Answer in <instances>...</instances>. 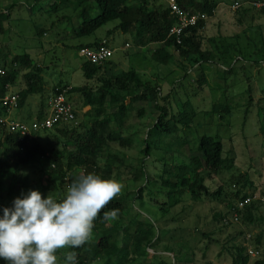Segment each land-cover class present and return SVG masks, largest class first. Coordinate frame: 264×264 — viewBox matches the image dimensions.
<instances>
[{
  "label": "trees",
  "instance_id": "1",
  "mask_svg": "<svg viewBox=\"0 0 264 264\" xmlns=\"http://www.w3.org/2000/svg\"><path fill=\"white\" fill-rule=\"evenodd\" d=\"M245 1L234 0V3L244 4ZM258 1L264 2V0ZM129 2L130 0H65L63 4L66 9L72 8L76 12L80 8H83L79 16H77V27L73 26L71 28L70 37L76 39L89 37L108 24L116 22L114 26L105 32L104 38L107 35L109 37L107 38L108 40L113 39L117 32H121L122 34L133 33L137 39L136 45L139 48L149 46L150 44L162 45L152 54L153 60L162 65L170 63L171 54L169 51L172 49L184 60L189 59V57L197 58L198 65L202 67L222 59V56L230 50L229 48H232L238 54L237 57L230 59L233 61L230 70L236 68L233 64L239 60L244 62V64L248 61V55H244L241 52L242 50L238 49L241 36L236 34L229 38L223 36L221 31L224 26L230 23L227 20L225 21L227 17L225 18L223 15L224 12H231L234 19L231 24H233L234 30H239L241 27L246 26V16L256 9L253 6H248L250 8L242 6L234 10L227 5L223 9L220 19L217 20V18H214L218 13L219 0H176L178 6L181 8L206 16V19L199 21L196 26L187 29L182 36L181 43L178 44L176 38L170 36V29L176 24L177 20L170 11L169 1L166 7L160 6L158 8H151L149 0H135L134 4ZM260 11L264 13V7ZM93 14L94 16L92 17L91 15ZM68 21L71 23L70 18H68ZM55 26L56 24L53 22V27ZM214 27L217 30L213 32L212 28ZM46 34V28L42 27L37 31V35L40 38ZM230 39L233 42L229 41ZM204 42H207L206 45H204ZM103 45L110 48V42L108 43L105 39L101 38L86 44H79L75 48L78 53L84 48L96 50ZM126 45L128 46V44ZM124 53L126 56H129L128 52ZM12 59L10 54H5L4 50L0 49V69L7 70L5 75H0V119L10 118L14 111H19V116H23L21 117L23 120L19 118L10 119L28 125L46 119L50 110V100L44 101L46 83L42 75V67L34 63L31 56L27 53L15 56ZM262 63L264 64V50L261 61H249V66L259 67ZM251 64L254 65L251 66ZM108 65L114 66L111 58L103 64H93L85 61L81 68L83 76L87 80L86 85L71 86L68 83L60 82L54 87L53 97L65 91L67 101L72 104L73 109L81 111L82 109L90 108L85 114L89 118L88 122L58 123L52 129L38 131L33 137L24 140H21L20 134L11 133L5 126L0 125L1 202H4L6 199H10L12 202L15 195L28 193V179L22 168L38 165L44 158L47 159L50 168L53 169V182L66 180L68 175L66 170L72 171L77 169L82 170L83 173H95L102 179L114 178L115 174L121 170L120 168L117 169L114 165V160L118 159L109 155L110 158H107L104 168L99 166V159L104 157L105 149L110 145L118 144L129 148L133 146V142L131 139L125 138L122 132L118 133L112 130L111 125L113 122H117L122 126L124 120L127 118V114L130 112L129 106L132 105L131 103L139 100L145 101L146 94H148L153 102L157 103L155 108L158 110V116L153 126L149 127L146 139L143 141L144 148L142 149V154L145 159L153 152V148L150 145H145L150 137H157L159 143L161 140L168 141L167 138L173 139L181 130L186 135L187 130L191 128L200 129V120L197 118V113H188V110L193 108L190 101L185 103L180 113L169 115L167 106L161 105L158 102L161 99L166 100L168 97L162 96L160 86L144 81L142 76L133 70L123 71L117 75L110 74L107 70H104ZM19 66H25V69L32 68V70L24 75L26 88L16 93L11 90V87L17 82L19 75L17 68ZM108 70L110 69L108 68ZM246 82L253 85V78H248ZM207 85V75L202 73L197 80L196 91H193V96L198 97L204 93ZM132 90H134L133 92H140L142 90V92L128 97L129 104L123 93L129 95ZM8 94H17L19 96L18 107L15 110L10 111L1 105V101ZM37 95L42 98L38 113L30 112L25 114L23 110L28 99ZM248 95L249 105L246 108V115L255 106L254 94H251V88L248 89ZM76 97H78L77 100L75 99ZM107 104L117 106L118 110L112 114H107L105 109ZM260 112L263 113L261 110ZM74 113L75 120H77L79 113L76 110H74ZM218 114L222 118L229 116L231 114L230 108L222 104H213L212 110L208 112V115ZM28 119L31 121L28 122ZM243 126L245 127V124ZM262 131H264V128H262ZM41 132H47V136L51 137V139L53 138L54 141H58L63 146V151L49 154L37 141V137L40 136ZM47 143L50 145L49 141ZM186 143L187 140L183 141V143L181 142L179 145L184 146ZM156 149H160V147ZM232 152L233 149L228 153L226 152L223 141L221 142L219 139L203 134L196 148V155L191 157L188 162L176 157L172 158L170 169L166 168L168 161L164 162V169L155 171L154 175L142 166L144 174L141 180L144 185L138 187L134 192H128L127 195L134 194L138 199H142L143 201L145 198H150V200L154 201L153 197L155 198L156 196H159V199L166 197L167 202H156L157 205L166 206L160 209L163 212H168L169 208L173 209L181 203H185L184 199L187 196L190 197L193 204L199 205H204L207 202H224L229 199L223 187L224 185L217 183L214 185L215 188H213L210 184L217 176L219 177V175L225 172H232L234 170L236 167V156ZM160 160L164 159L161 158ZM133 178L137 182L138 178ZM73 180V177L70 176L71 183ZM151 184H156L159 187L157 192L151 190ZM146 190H148V197H144ZM234 194L235 198L227 201V204L230 205L228 215H224L223 213H216L214 215L213 231H205L203 229L200 231L197 229L195 232L188 233L185 229L187 235L184 236V239L182 236H179L177 242L176 240H172L170 233L173 232L171 230L159 228L148 218L144 222L133 221L127 225L125 224L120 231L118 229L109 230L108 225L110 220L104 219L103 212L118 209L117 219L120 220L124 219L126 212V197L124 199H114L94 222L93 237L90 241L80 248L69 249L68 251L76 252L77 264H91L101 260L103 256L108 259L105 264H111L110 260L117 258L119 254H122L119 262L112 264H133L138 258H145L149 250L155 248L157 245L159 247L161 242L168 243V241L162 240L160 237V234L168 233L171 237V242L177 244L179 247L177 250L180 256L184 255V258L176 256L177 263L194 264L196 251L204 245V241H208V244L205 245V249L203 250H208L213 244L222 246L218 242L217 236L222 234L225 228L234 223L233 219H235V215L239 216V218L242 217L247 226L256 224L252 214L258 210V206H256L254 201L245 204L242 208L240 207L241 203L254 196L246 193L244 188H239ZM53 198L59 199L58 197ZM12 204L10 207H12ZM185 209H187L186 205L183 211ZM180 216L182 217V212L173 219V222ZM176 231L174 233L180 235L184 232V230L180 233L178 232L179 230ZM262 234L256 238L258 246L255 252H258V255L255 258L249 254V249L243 245L233 243L227 247L225 252L230 256L231 264H250L251 259H256L254 264H264V257L258 259L260 256L259 247L262 245ZM120 240L121 246L119 247L118 242ZM234 240L236 241V239ZM164 248L175 255L168 244ZM59 254L60 251L57 255ZM63 259L65 264V257ZM0 264H5V262L0 260ZM159 264L164 263L160 262Z\"/></svg>",
  "mask_w": 264,
  "mask_h": 264
},
{
  "label": "rangeland",
  "instance_id": "2",
  "mask_svg": "<svg viewBox=\"0 0 264 264\" xmlns=\"http://www.w3.org/2000/svg\"><path fill=\"white\" fill-rule=\"evenodd\" d=\"M64 1L0 0V49H3L5 54H10L11 59L27 53L31 56L34 63L42 67V75L46 83L45 102L53 97L54 87L60 82L68 83L71 86L86 85L87 80L84 78L81 68L86 60L78 56L75 47L79 44H86L101 38L105 39L108 43L110 42L109 46L113 50L111 61H113L114 66H104V70L116 75L128 70L139 73L144 81L160 86L163 97L168 96L166 100L161 99L158 102L161 105L167 106L169 115H177L183 110L185 103L190 101L193 108H190L188 113H197V118L200 120V129L191 128L187 130L186 135L181 130L173 139L167 138L168 141L161 140L159 143L157 137H150L145 145H150L153 148V152L146 159L142 154V149L144 148L143 141L146 139L149 127L153 126L158 116V110L155 108L157 103L153 102L148 94H146L145 101L139 100L131 103L132 105L129 106L130 112L127 114V118L124 120L122 126L117 122L112 123V130L118 133L122 132L125 138L131 139L133 146L126 148L118 144H112L105 149L104 157L99 159V166L101 168L105 167L107 158H110L109 155L118 159L114 160V165L117 169L120 168L121 170L112 179L120 181L124 186L120 196L117 198L124 199L126 197L124 219L120 220L116 218L115 220H110L108 229L111 231L118 229L120 231L125 224L127 225L133 221L144 222L148 218L159 228L171 230L173 232L170 233L172 240H176L177 242L179 236H182L184 239V236L187 235L185 229L188 233L195 232L197 229L200 231L201 229L213 231L214 215L216 213L228 215L230 205L227 204V201L235 198L234 193L239 188H244L246 193L254 196L252 201L258 206V210L252 214L256 224L247 226L242 217L239 218V216L235 215V219H233L234 223L225 228L223 233L217 236V240L222 246L213 244L208 250H203L205 249V245L208 244V241H204V245L196 251L194 264H231V258L225 252V249L233 243H237L255 251L258 246L256 238L262 233V245L259 247L260 256L258 259L263 258L264 131H262V128H264V64H260L259 67L251 64L253 67H250L249 61H261L263 58L264 13L260 9L252 10L246 16V26L241 27L239 30H234L235 28L231 24L234 21L231 12H224L223 15L225 18L227 17L225 21L227 20L230 23L224 26L221 31L222 35L230 38L239 34L241 37L238 49H241L244 55H248V61L245 64L239 60L233 64L236 68L230 70L233 62L230 59L238 55L232 48H229L230 50L222 56V59L207 64L204 67L198 65L197 58L195 57H189L188 61L182 59L174 49L169 51L171 54L169 64L162 65L156 63L152 58V54L162 45L150 44L149 46L139 48L136 45L137 39L133 33L122 34L121 32H117L113 39L108 40L107 38L109 37L107 35L104 38L105 32L114 26L116 22L108 24L89 37L81 39L70 37L71 28L73 26L77 27V16H79L83 8H80L76 12L72 8L66 9L63 4ZM168 1L149 0L151 8L166 7ZM219 1L218 13L214 18H217V20L220 19L223 9L227 5L230 7L234 3V0ZM134 2L135 0H130L129 3L134 4ZM244 6L245 8H250L248 6L251 5L246 3ZM91 16L93 17L94 14ZM68 18L71 19V23L68 21ZM53 22L56 24L55 27H53ZM42 27L47 29V34L40 38L37 35V31ZM212 29L213 32L217 30L215 27ZM229 41L233 42L232 39ZM204 43L206 45L207 42ZM124 52H128L129 56H126ZM25 68V66L17 68L19 75L16 84L11 87L13 92L17 93L26 88L24 75L30 72L32 68ZM202 73L207 75L208 85L205 88L206 90L204 89V93L198 97H194L193 91H196V83ZM251 77L253 78L254 86L246 82ZM250 88L251 94H254L255 106L246 115V108L249 105L248 89ZM133 91L129 95L123 93V96L128 100V97L142 92V90L140 92ZM75 99L77 100L78 97ZM41 101L42 98L39 95L30 97L23 110L25 114L30 112L38 113ZM127 103H129V100ZM213 104L228 106L231 111L230 117L225 116L222 118L219 114L208 115V112L212 110ZM89 109V107L81 111L74 109L79 113L75 123H78V121L88 122L89 118L85 114ZM105 109L107 114H112L118 110L117 106L113 104H107ZM19 115V111H14L10 118L23 120L21 119L23 116L20 117ZM29 121L31 120L28 119ZM244 124L245 127L243 126ZM46 133L41 132L40 136L37 137V141L49 154L58 151L62 152L63 146L58 141H54L53 138L51 139V137L47 136ZM203 134L210 135L213 138L221 140V142L223 141L226 152L228 153L233 149L232 153L236 156V167L234 170L232 172H225L219 175V177L217 176L210 184V186L215 188L214 185L222 183L229 197L228 200L224 202H207L204 205H199L193 204L190 197L187 196L184 199L185 203H181L173 209L169 208L168 212H163L160 209L166 206L157 205L156 202L165 203L167 202L166 197L161 196L162 199H159V196H156L155 198L153 197L154 201L150 200V198H145L143 201L142 199H138L134 194L127 195L128 192H134L138 187L144 185L141 180L144 174L143 167L154 175L155 171L164 169V162L168 161L166 168L170 169L172 158L176 157L188 162L191 157L196 155V148ZM185 140H187V143L184 146L179 145ZM48 141L50 145H48ZM157 147H160V149H156ZM161 158L164 160H160ZM22 169L28 179V193L33 190L39 191L43 198H47L49 194L52 197L63 198L68 185L71 184L70 176L75 179L76 176L83 173L79 169L66 170L68 174L66 180L53 182V169L50 168L46 158L42 159L38 165ZM133 177L138 178L137 182L133 180ZM50 180L52 181L50 182ZM156 184H151L150 186L154 192H157L159 189ZM27 194L15 195L12 202L10 199H6L4 202L0 201V216L3 215L4 208H12L14 206L12 203L16 198H24ZM144 197H148V190L145 191ZM11 204L12 207H10ZM185 205L187 209L183 211ZM180 212H182V217L180 216L173 222V219ZM175 229L179 230V233L182 230L184 232L180 235L174 233ZM160 235L161 239L168 241V243L161 242L159 247L157 245L156 249L149 250L145 258L140 257L133 264H159L160 262L164 264H178L176 256L184 258V255L180 256L177 244L171 242V237L168 233ZM167 244L174 251L175 255L164 248L167 247ZM118 246H121V240L118 242ZM68 250H60L58 264H64L63 257H65V252ZM121 255L119 254L117 258H112L110 262H119ZM107 260L103 256L101 260L91 264H105ZM255 261L256 259H251L250 264H254Z\"/></svg>",
  "mask_w": 264,
  "mask_h": 264
},
{
  "label": "clouds",
  "instance_id": "3",
  "mask_svg": "<svg viewBox=\"0 0 264 264\" xmlns=\"http://www.w3.org/2000/svg\"><path fill=\"white\" fill-rule=\"evenodd\" d=\"M123 187L116 179L81 173L63 198L50 194L43 198L35 190L16 198L14 206L4 208L0 216V260L5 264H58L60 250L77 249L90 241L94 222ZM118 212H103L104 219L115 220ZM65 264H77L75 251L65 252Z\"/></svg>",
  "mask_w": 264,
  "mask_h": 264
},
{
  "label": "built area",
  "instance_id": "4",
  "mask_svg": "<svg viewBox=\"0 0 264 264\" xmlns=\"http://www.w3.org/2000/svg\"><path fill=\"white\" fill-rule=\"evenodd\" d=\"M250 4L256 9H261L264 7L263 1L258 0H246L244 4ZM244 4L234 3L232 9L236 10L241 8ZM169 8L173 16L176 17V24L170 29V36L175 37L177 43H181L182 36L184 32L190 27H194L199 21L206 19V16L199 15L197 13L187 11L180 6H178L176 0H169ZM113 50L109 47L103 45L99 49L93 50L89 48L81 49L78 52V56L86 61L93 64H103L105 61L112 57ZM7 72L6 69H0V75L3 76ZM19 96L17 94H8L2 101L1 105L4 108L12 111L18 107ZM50 110L46 119L32 123L30 125L21 123L16 120H12L8 117L0 119V125L5 126L6 129L11 133L20 134L21 140L26 138H31L35 133L42 130H50L58 123H72L75 121V113L72 105L67 101L65 96V91L52 97L49 102ZM251 199H247L245 202L240 204L243 207L245 204L249 203ZM249 254L255 258L258 252L249 250Z\"/></svg>",
  "mask_w": 264,
  "mask_h": 264
}]
</instances>
